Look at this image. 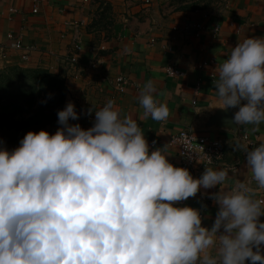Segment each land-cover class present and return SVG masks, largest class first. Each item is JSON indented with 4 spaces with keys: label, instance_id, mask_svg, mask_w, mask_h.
Listing matches in <instances>:
<instances>
[{
    "label": "clouds",
    "instance_id": "1",
    "mask_svg": "<svg viewBox=\"0 0 264 264\" xmlns=\"http://www.w3.org/2000/svg\"><path fill=\"white\" fill-rule=\"evenodd\" d=\"M213 72L217 107L237 109L226 123H264V36L238 39ZM156 91L151 80L140 88L141 119L168 118ZM93 111L85 129L70 122L79 113L69 101L54 133L30 130L0 147V264H264V140L232 144L247 175L226 188L230 169L194 177L150 149L113 99ZM216 186L211 226L200 208L178 203Z\"/></svg>",
    "mask_w": 264,
    "mask_h": 264
},
{
    "label": "crops",
    "instance_id": "2",
    "mask_svg": "<svg viewBox=\"0 0 264 264\" xmlns=\"http://www.w3.org/2000/svg\"><path fill=\"white\" fill-rule=\"evenodd\" d=\"M13 8L15 12L9 10ZM37 8V13L33 10ZM84 25L75 29L76 22ZM201 23L200 37L184 30ZM215 27L219 31L215 33ZM78 30L86 47L96 48L100 56L97 67H91L93 56L87 51L79 54L80 64L70 65L63 60L72 47ZM9 33L24 46H33L29 61L20 59L23 51L10 48ZM248 36H264V0H231L226 6L219 0H0V70L7 65L46 68L65 78L67 102L75 104L79 117L71 123H79L87 129L94 121L92 104L102 106L113 99L124 113L137 120L150 149L160 148L175 165L181 166L177 149L169 145L172 136L190 129L197 112L218 101L213 72L218 59L222 60L236 45L238 39ZM211 63L201 68V64ZM173 65L186 72L183 77H170L165 68ZM125 76L128 85L124 92L115 89L113 80ZM151 80L157 89L154 98L165 102L169 116L164 123L143 117L137 96L144 82ZM199 84V86H198ZM62 108V109H63ZM58 122L46 127L54 133ZM226 135L227 132H203ZM255 146L264 140V123L239 127ZM231 141L226 147L223 160L211 168L230 169L225 187L230 188L245 179L246 159L243 152L233 151ZM0 147L9 150L17 147L0 138ZM204 170L190 173L199 177ZM250 179V176H248ZM255 187V182H252ZM219 186L201 190L196 196L178 202L200 208L203 223L211 226L217 206L209 193ZM202 192L205 194L202 195ZM264 198V190L257 192ZM264 220V216L260 218ZM264 252V249H262ZM259 264V262H257Z\"/></svg>",
    "mask_w": 264,
    "mask_h": 264
},
{
    "label": "trees",
    "instance_id": "3",
    "mask_svg": "<svg viewBox=\"0 0 264 264\" xmlns=\"http://www.w3.org/2000/svg\"><path fill=\"white\" fill-rule=\"evenodd\" d=\"M68 87L65 78L46 68L7 65L0 70V138L18 146L30 130L57 121Z\"/></svg>",
    "mask_w": 264,
    "mask_h": 264
},
{
    "label": "built area",
    "instance_id": "4",
    "mask_svg": "<svg viewBox=\"0 0 264 264\" xmlns=\"http://www.w3.org/2000/svg\"><path fill=\"white\" fill-rule=\"evenodd\" d=\"M97 0H83L84 3H96ZM220 2H225V5L228 6L231 0H219ZM147 5L150 4V0H145ZM10 12H15V9L11 8ZM37 8L33 10L34 13H37ZM84 25V22H76L73 24L75 29ZM194 30L193 34L196 37L201 36V32L203 30V26L201 23H195L194 27L191 28L190 24H186L184 26V30L189 32L190 30ZM75 36V39L72 43V47L70 49L69 54L63 58L66 64L70 65H78L79 54L83 51H87L90 55L93 56V60L91 62V67H97L100 62V56L94 47H86L82 41L81 34L78 30ZM215 33L219 31V27H215ZM10 41V48L13 50L23 51L20 56L22 61H29L30 53L34 50L33 46H24L21 42H19L14 34L9 33L7 35ZM0 59L6 60V54H2ZM211 63V60H206L201 64V68ZM2 70V69H1ZM167 75L170 77H183L186 75V72L173 66L168 65L165 68ZM113 84L115 89L118 92H124L126 86L128 85V80L125 76H117L113 80ZM199 86V84H198ZM166 121L162 120L164 123ZM247 140L249 142L250 147L254 145L253 139H251L248 134L241 133L238 135H231V137L226 135H215L212 136L210 133H197L192 131H181L180 133L171 137L169 141V145L175 147L177 149L178 158L181 163V167H185L189 169V171L200 172L204 170L205 167H212L218 165L222 162L225 152V147L231 141L237 140Z\"/></svg>",
    "mask_w": 264,
    "mask_h": 264
},
{
    "label": "water",
    "instance_id": "5",
    "mask_svg": "<svg viewBox=\"0 0 264 264\" xmlns=\"http://www.w3.org/2000/svg\"><path fill=\"white\" fill-rule=\"evenodd\" d=\"M219 101L212 102L209 106L201 108L197 112V118L192 124L190 129L185 131H192L197 133L203 132H227L234 135H238L239 127L235 125H229L226 120H229L236 108H229L227 110L218 108Z\"/></svg>",
    "mask_w": 264,
    "mask_h": 264
}]
</instances>
